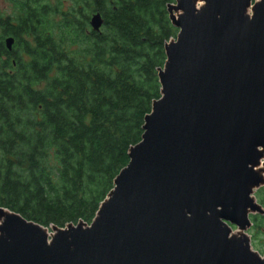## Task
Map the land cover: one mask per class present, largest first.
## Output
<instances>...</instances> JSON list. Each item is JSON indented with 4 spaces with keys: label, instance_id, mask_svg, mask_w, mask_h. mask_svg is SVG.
<instances>
[{
    "label": "water",
    "instance_id": "95a60500",
    "mask_svg": "<svg viewBox=\"0 0 264 264\" xmlns=\"http://www.w3.org/2000/svg\"><path fill=\"white\" fill-rule=\"evenodd\" d=\"M167 11L160 97L95 216L46 227L0 207V264H264L245 233L264 214V0Z\"/></svg>",
    "mask_w": 264,
    "mask_h": 264
},
{
    "label": "trees",
    "instance_id": "16d2710c",
    "mask_svg": "<svg viewBox=\"0 0 264 264\" xmlns=\"http://www.w3.org/2000/svg\"><path fill=\"white\" fill-rule=\"evenodd\" d=\"M174 1L7 0L0 207L46 227L91 222L160 97L164 45L177 33L167 11ZM6 36L15 40L10 50ZM255 198L264 209V185ZM249 218L264 248V214Z\"/></svg>",
    "mask_w": 264,
    "mask_h": 264
},
{
    "label": "rangeland",
    "instance_id": "374dc122",
    "mask_svg": "<svg viewBox=\"0 0 264 264\" xmlns=\"http://www.w3.org/2000/svg\"><path fill=\"white\" fill-rule=\"evenodd\" d=\"M253 1H258V0H252V2ZM9 9H10V4L7 2V0H0V11L9 12ZM248 13H251L250 9L248 10ZM259 167L262 168V164ZM256 190L253 193L254 196H255ZM250 227L247 230H245V233L248 235V237L250 239L251 248L253 250L257 251L260 255H263L264 254V250H263L264 248H263V246L261 244H257L256 240H253ZM232 228H233L234 231H237L235 226H232ZM262 241L264 242V240H262Z\"/></svg>",
    "mask_w": 264,
    "mask_h": 264
},
{
    "label": "flooded vegetation",
    "instance_id": "af4514ba",
    "mask_svg": "<svg viewBox=\"0 0 264 264\" xmlns=\"http://www.w3.org/2000/svg\"><path fill=\"white\" fill-rule=\"evenodd\" d=\"M8 37H11L12 39H13V42H12V44H11V48H12V46H13V44L15 43V40H14V38L12 37V36H6L5 38H4V45L6 46V38H8ZM8 50H10V49H8ZM11 60V62L12 63H14V60H12V59H10Z\"/></svg>",
    "mask_w": 264,
    "mask_h": 264
},
{
    "label": "bare ground",
    "instance_id": "6f19581e",
    "mask_svg": "<svg viewBox=\"0 0 264 264\" xmlns=\"http://www.w3.org/2000/svg\"><path fill=\"white\" fill-rule=\"evenodd\" d=\"M249 10V9H248Z\"/></svg>",
    "mask_w": 264,
    "mask_h": 264
}]
</instances>
